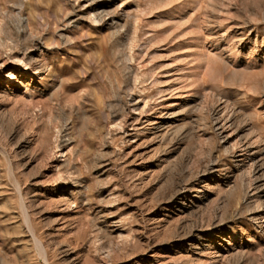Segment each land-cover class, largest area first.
<instances>
[{"label":"rangeland","instance_id":"rangeland-1","mask_svg":"<svg viewBox=\"0 0 264 264\" xmlns=\"http://www.w3.org/2000/svg\"><path fill=\"white\" fill-rule=\"evenodd\" d=\"M0 45V264H264V0H0Z\"/></svg>","mask_w":264,"mask_h":264},{"label":"bare ground","instance_id":"bare-ground-1","mask_svg":"<svg viewBox=\"0 0 264 264\" xmlns=\"http://www.w3.org/2000/svg\"><path fill=\"white\" fill-rule=\"evenodd\" d=\"M102 12H104V11H102ZM92 20V19H91ZM20 22H22V20L20 21ZM2 26V25H1ZM20 32V31H19ZM23 32V31H22ZM26 34V33H25ZM26 36V35H25ZM12 45V44H11ZM1 46V45H0ZM13 48V47H12ZM9 59V58H8ZM32 59V58H31ZM34 60V59H33ZM29 63L28 62H24V68L27 70L28 69V67L30 68V66L28 65ZM29 71H30V69H29ZM36 71H37V75H40V73H41V71H42V69L40 68V67H36ZM24 72L22 71V68H20L19 69V71H17L15 68H13L12 69V71L10 72V73H8V75H7V79L9 80V82H11V84H18V85H20V86H22V87H24V89H25V91H27V86H28V83H25L26 82V79L24 78ZM30 77V76H29ZM34 94V93H33ZM219 111L217 112V113H215V114H218L219 112H221L222 110H223V108H221V109H218ZM229 118L227 117L226 119H222L221 120V118H214V121H213V126H214V128L219 132V133H221L222 132V130H223V128H224V126L227 124V122H231V119L229 120ZM231 124V123H230ZM214 129V130H215ZM217 132V133H218ZM246 145H248L247 144V142L243 145V147H245V148H247L246 147ZM249 158H250V160L252 161V163L254 164V169H253V173L255 174L254 175V178L252 179L254 182H257L258 180H259V175H258V172L260 171V169H259V167L257 168L255 165V160H257V159H255L256 158V154L254 153V152H252V153H250L249 154ZM246 171V170H245ZM263 177V176H262ZM261 178V177H260ZM253 186V185H252ZM257 187V186H256ZM259 188V187H258ZM257 188V189H258ZM255 189V188H254ZM25 218H27V217H25ZM27 220V219H26ZM35 239V238H34ZM37 247H38V251L40 252V254L42 255V257H43V259H44V255H45V252H44V249L40 246V245H37Z\"/></svg>","mask_w":264,"mask_h":264}]
</instances>
